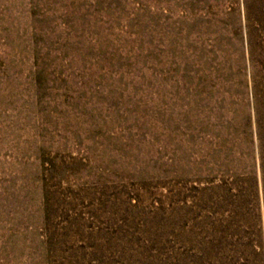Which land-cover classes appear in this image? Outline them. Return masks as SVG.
Masks as SVG:
<instances>
[{"label":"rangeland","instance_id":"rangeland-1","mask_svg":"<svg viewBox=\"0 0 264 264\" xmlns=\"http://www.w3.org/2000/svg\"><path fill=\"white\" fill-rule=\"evenodd\" d=\"M0 264H264V0H0Z\"/></svg>","mask_w":264,"mask_h":264}]
</instances>
